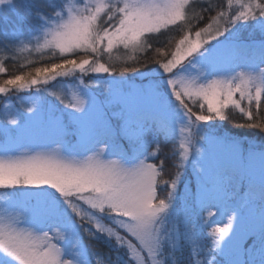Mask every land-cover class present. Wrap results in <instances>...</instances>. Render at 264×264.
Returning a JSON list of instances; mask_svg holds the SVG:
<instances>
[{"label": "snow or ice", "instance_id": "6c2138e0", "mask_svg": "<svg viewBox=\"0 0 264 264\" xmlns=\"http://www.w3.org/2000/svg\"><path fill=\"white\" fill-rule=\"evenodd\" d=\"M186 6L189 0H87L65 11L63 0H0V47L43 33L44 46L60 53L59 62L5 86L108 74L83 88L87 99L71 105L74 110L46 111L41 102L11 126L0 125V189L15 190L6 202L10 210L0 209L7 211L0 214L6 216L0 264H76L65 259L69 244L79 246L82 264H91L89 256L106 264L91 244L96 232L126 249L125 264H264V140L245 141L214 124L230 119L231 105L244 120L238 127L264 132V89L242 87L244 71L237 73H258L264 82V23L247 27L264 18V3L250 0L235 15L218 12L194 38L189 30L170 58L156 61L162 79L144 80L138 67L117 71L100 62L114 46L136 50L146 34L186 21ZM185 65L195 74L182 75ZM129 72L141 74V82ZM178 123L196 131L181 142V170L169 183L162 180L164 148L174 142ZM161 183L166 199L158 195ZM212 207L231 218L209 247L193 225ZM92 212L106 213L124 234L102 227Z\"/></svg>", "mask_w": 264, "mask_h": 264}, {"label": "trees", "instance_id": "16d2710c", "mask_svg": "<svg viewBox=\"0 0 264 264\" xmlns=\"http://www.w3.org/2000/svg\"><path fill=\"white\" fill-rule=\"evenodd\" d=\"M236 1L239 0H192L186 9V21L177 22L175 25H171L160 30L159 33L146 34L143 46L136 50L131 48L125 49L123 46H120L114 51L106 52L103 54L100 62L105 63L106 66L115 68L117 71L123 68L138 67L141 71L147 72L158 68L156 61H164L163 55L167 52L166 49L171 43L177 39L183 38L185 33L189 30H191L192 35H194L195 31L202 27H206L207 24L212 21L211 17L216 16L220 11H224L228 15H233ZM240 2L242 4H248L250 0H240ZM259 3H264V0H259ZM188 21H190V23ZM148 36H151V39H147ZM19 46L20 43H17L14 47H10L9 49L4 48V52L0 57V68L3 69V71H0V83L7 79H11L16 75H26L29 72H33L34 74L33 70L36 67H42L46 64L59 62L60 53L56 50L49 48L47 50L33 49L29 52H23L19 49ZM79 55H83V53H80ZM84 77L88 81H92L93 79L91 74H86ZM237 82H239V80H237ZM242 87H249V89L254 93L257 86L254 82L250 81V84H243ZM262 89H264V82ZM235 98L239 99V95L237 94ZM186 102L189 103V106L193 108L194 112H200L198 104L193 105L190 101ZM242 105L247 108L246 101L242 102ZM253 111H256L255 105H253ZM260 111L261 113H264V95H262V105ZM204 114H206V112ZM225 114L230 115V119L228 121H219L218 119L214 121V124L218 125L222 132L237 136L246 141L253 140L256 143H260L264 140V132H261L259 129L237 126L244 123L238 108H234L230 105L229 108L225 110ZM175 144L177 146L176 140L169 143L168 147L164 148V153L167 155L168 159L162 180L168 181L169 183L171 180L176 178V173L180 171L179 164L175 166L174 163H171V154L167 152L172 151ZM151 150L155 152L157 148L154 146ZM175 157L179 162L177 152ZM163 158L164 157H161V159ZM149 162L159 164V160L156 159L150 160ZM172 168L175 169L169 172ZM167 190V185L161 183L158 187V195L161 199L167 198ZM92 213L93 215L95 214L94 216L97 221L101 223L102 227L112 228L120 235L124 234L123 230L119 229L116 222L106 213ZM201 226L202 222L200 221L199 216L195 217V224L193 225V228L199 233V235H201L200 242L205 243L210 247L213 240L219 235V233L212 225L204 228ZM85 227H88L90 231L96 232L94 225H85ZM84 239L87 240V237L85 236ZM91 244L95 246L97 256L101 260L105 261L106 264H125V261L128 259L126 249L123 246L117 245L115 243V239L109 238L106 234L96 232V237L91 241ZM188 251V249H185V256H187ZM200 259H203V257H200ZM90 261L91 264H95V259L92 256H90ZM133 264H138L137 260L133 259Z\"/></svg>", "mask_w": 264, "mask_h": 264}, {"label": "rangeland", "instance_id": "374dc122", "mask_svg": "<svg viewBox=\"0 0 264 264\" xmlns=\"http://www.w3.org/2000/svg\"><path fill=\"white\" fill-rule=\"evenodd\" d=\"M191 1L192 0H189V3ZM63 2H64L65 11H67L69 7H73V6L78 7V8L82 7L83 2H87V0H63ZM98 2H105V0H98ZM255 2H259V0L257 1L253 0V3ZM235 4L236 6L234 7L233 15L238 14V12L242 10L241 9L242 3L240 2V0L236 1ZM187 7L188 6H186V9ZM101 15H103V13ZM223 22L222 20L220 21L221 24H223ZM210 23H212V21ZM262 23H264V18H261V20H258V21L248 22L247 27L251 28L252 26L259 25ZM237 27H240V26L238 25ZM233 31H235V29ZM243 35L247 36L248 33H243ZM193 38H194V35H193ZM180 39H177L176 41H174L167 47L166 49L167 52L163 55L164 61L170 58L171 52L175 50V45L179 42ZM19 43H20L19 49H21L23 52H29L33 49H37V50L49 49L48 47L44 46L45 36L43 33L34 35L33 37L29 39H24ZM120 46L122 45L114 46V48L111 51H114L116 48ZM10 47H14V45ZM3 52H4V48L0 47V57L2 56ZM193 63H196V61H193ZM179 71L182 75H189V74L194 75L195 74V69H193L191 65H185V67L181 68ZM241 71H244V79L247 80V83H246L247 85L250 84V81H252L257 87L258 86L261 88L263 87V82L258 73H250L247 70L237 69V73ZM86 74H91L93 76L92 81L91 80L88 81L87 79H85L84 76ZM86 74H80L79 72H77L76 75L72 77L58 78L57 81H50L47 85L40 84V85L34 86L33 88H25V89L19 88L18 85L5 86L4 81H2L0 83V87H5V91L0 92V125L11 126L10 122L13 119H16V120L22 119L23 116L28 114V109L30 108L35 109L41 102H43V107L46 111L50 108L57 112H66L67 110H74L71 108V105L77 104L79 101H86L87 99V97L82 93L84 91L83 88H86L87 86L95 87L97 79H104V78L107 79L108 78V74L106 73L88 72ZM141 74L143 75L144 80H147L148 78H153L157 80L162 79L158 68H155L147 72L141 71ZM141 74H135V73L129 72L127 76L130 77V79L135 80L137 83H140ZM249 76L252 77L251 80H248ZM63 80H65L66 82ZM237 80H239V82L236 81L237 83L241 82L240 79H237ZM19 83L21 82H18V84ZM164 87H165V90L167 91L166 85H164ZM36 88L40 89L39 93L36 92ZM169 98H171L170 94H169ZM65 106H69V107L65 109ZM195 131H196L195 128L189 131L185 127V125L179 124V123L177 124V130H176V135H175L177 146L175 144L174 149L172 151H167L171 154L172 161L171 160L170 161L171 163H174L175 166L178 164L180 166V163H181V160H180V152L182 151V149H180L181 142H183L186 137L193 135ZM173 152L175 153V155L177 152L179 162L177 158L175 157V155L173 156ZM173 169L175 168L170 169L169 172H171V170ZM188 172H189V178L191 179V176H190L191 170L188 169ZM13 191L15 190L0 189V209L3 208V209L10 210V206L6 204V202L9 199V193ZM33 191H39V189H33ZM48 191L53 192L54 190L48 189ZM180 191L182 192L183 189L180 188ZM56 195L58 196V194ZM0 214L7 215V211H2L0 212ZM221 216L223 215H221V213L217 211V208L215 207L209 208L208 210L203 212L202 215H199L200 221L202 222L201 227L204 228L206 226H210L214 222L219 223L218 220ZM226 218L228 219V221H226L225 223L219 224L218 226L220 228H225L229 226L228 222L231 216L226 215ZM0 221L6 222V216H0ZM81 235H82V230H81ZM199 236L201 237V235ZM65 259H71V260L76 261V264H82L84 258L82 257V255L79 254V246L73 248L71 244L67 245V250L65 252ZM88 260L90 261V256L88 257ZM137 263L140 264L138 260H137Z\"/></svg>", "mask_w": 264, "mask_h": 264}]
</instances>
